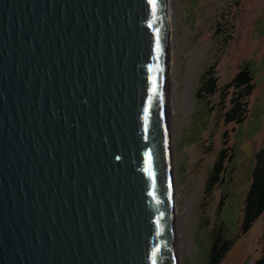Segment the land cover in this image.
I'll return each mask as SVG.
<instances>
[{
	"label": "water",
	"instance_id": "water-1",
	"mask_svg": "<svg viewBox=\"0 0 264 264\" xmlns=\"http://www.w3.org/2000/svg\"><path fill=\"white\" fill-rule=\"evenodd\" d=\"M169 0H0V264H180Z\"/></svg>",
	"mask_w": 264,
	"mask_h": 264
},
{
	"label": "rangeland",
	"instance_id": "rangeland-1",
	"mask_svg": "<svg viewBox=\"0 0 264 264\" xmlns=\"http://www.w3.org/2000/svg\"><path fill=\"white\" fill-rule=\"evenodd\" d=\"M175 9L171 89L176 99L186 89L192 67L198 75L189 110L177 105L172 116L176 204L194 201L186 223L190 245L180 254L178 249L179 262L209 264L220 225L221 237L233 244L219 264H257L264 248V214L247 233L241 227L256 152L264 145V0H175ZM248 62L256 72V88L247 118L227 123L234 87L225 94V85ZM212 65L219 88L206 95L201 81ZM224 148L229 157L223 180L208 190V177Z\"/></svg>",
	"mask_w": 264,
	"mask_h": 264
},
{
	"label": "trees",
	"instance_id": "trees-1",
	"mask_svg": "<svg viewBox=\"0 0 264 264\" xmlns=\"http://www.w3.org/2000/svg\"><path fill=\"white\" fill-rule=\"evenodd\" d=\"M215 66L208 68L201 81V92L206 95L214 94L218 91V77L215 75ZM256 72L250 63L244 64L235 74L232 80L225 85V94L234 87V94L231 98L232 106L225 115L227 123H244L247 118L249 97L256 88ZM227 96V95H226ZM227 149L220 151L218 159L215 161L212 171L208 177V190H212L217 183L223 180L225 161L227 159ZM253 178L250 188L245 198L243 210L242 233H247L254 225L256 220L264 214V145L256 152V162L253 169ZM221 226L214 231L211 247L209 250V264H219L231 249L233 239H224L220 235ZM257 264H264V248Z\"/></svg>",
	"mask_w": 264,
	"mask_h": 264
},
{
	"label": "bare ground",
	"instance_id": "bare-ground-1",
	"mask_svg": "<svg viewBox=\"0 0 264 264\" xmlns=\"http://www.w3.org/2000/svg\"><path fill=\"white\" fill-rule=\"evenodd\" d=\"M175 17H176V9H175V0H169V69L170 73L172 71V62L175 53ZM192 64V63H191ZM194 67L189 71L188 77L186 79V89L183 91L180 99L175 98V94L173 89H171L170 94V108L171 114L173 116L174 111L177 108V105H180L183 111L187 112L190 108V104L193 102L192 99L196 95L195 83L198 79V75L193 71ZM177 95V94H176ZM178 187L176 186V195L179 196ZM178 201V200H177ZM178 203V202H177ZM194 204V201H187L184 206H180L176 204V245H177V255L178 249L179 254L182 253L186 246L190 245V236L188 232V228L186 226L190 210Z\"/></svg>",
	"mask_w": 264,
	"mask_h": 264
}]
</instances>
